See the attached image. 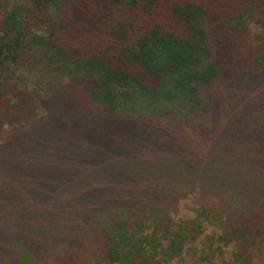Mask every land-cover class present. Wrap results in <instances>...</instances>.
Returning <instances> with one entry per match:
<instances>
[{
  "label": "trees",
  "instance_id": "trees-1",
  "mask_svg": "<svg viewBox=\"0 0 264 264\" xmlns=\"http://www.w3.org/2000/svg\"><path fill=\"white\" fill-rule=\"evenodd\" d=\"M75 1L0 0V219L10 220L13 207L16 215L0 235V264H162L196 239L206 219L199 210L196 218L175 223L159 209L173 188L168 186L177 185L172 177L148 182L162 184V192L152 196L148 190L137 195L139 184L129 179L130 202L104 175L84 189L69 164L49 169L38 150L57 159L64 146H84L97 159V172L104 173L123 155L127 129L162 127L164 118L169 127L197 133L195 141L205 144L201 168L213 130L244 119L232 107L235 90L256 91L255 103L245 105L246 119L252 111L264 113V31L255 39L249 34L252 23L264 28V0H80L78 6ZM24 72L50 81L36 93L18 86ZM223 112L230 117L223 120ZM261 124L251 140L264 137ZM35 137L44 142L37 144ZM249 145L236 162L214 149L215 159L224 163L202 166L226 176L232 174L229 163L236 168L242 161L246 172L239 188H224L257 202L264 196V161L246 157ZM173 149L164 144L157 150L164 168ZM20 152L26 153L25 166ZM187 182L194 183H178ZM72 188L80 196L91 191L104 206L73 210L66 196ZM27 213L33 222L25 227ZM259 217L225 223L221 237L241 253L264 247Z\"/></svg>",
  "mask_w": 264,
  "mask_h": 264
},
{
  "label": "rangeland",
  "instance_id": "rangeland-1",
  "mask_svg": "<svg viewBox=\"0 0 264 264\" xmlns=\"http://www.w3.org/2000/svg\"><path fill=\"white\" fill-rule=\"evenodd\" d=\"M28 1L10 0V3L19 4ZM74 3L78 6L80 0H76ZM96 4L98 5V2ZM101 23L95 22V27ZM249 28V34L253 39L257 38L264 31L263 25L260 22L250 24ZM49 81L50 79L43 80L41 77H37V74L33 75L24 72L23 78L18 79L17 83L20 87L33 89L36 93H41L42 89L40 90V88H44L45 84L49 83ZM251 90L249 86H242L233 93L231 91L232 98L235 100L232 107L235 108L238 116L243 114L244 119L238 124L229 121L228 126L223 128L221 126L220 129L213 130L212 148L203 157L208 161L204 160L205 162L201 163V168L197 163L198 157L201 154L203 155L205 144L195 141L197 133L190 130V128H186L183 132H180L173 126L169 127L167 123L163 122L164 118L160 120L162 127L133 125L130 131L127 129L126 133L122 134L119 154L123 155L111 163L109 162V166L105 167V172L113 174V176H109L108 178L105 172H97V159L95 156L84 152V146L82 147L81 145L64 146L66 149L56 154L57 159L44 157L42 152L38 150L39 155L43 158V160L41 158L39 161L44 165H48L49 169L53 166L54 171L69 164L68 168L72 169V172H70L71 176L84 180V189L93 188L97 182V177L101 175L103 177L104 175L105 180L115 183L116 190L123 188V196L126 197V200L129 199L130 202L134 199L133 191L128 188L130 180H134L139 184L137 195L146 193V190H148L152 196L157 191L162 192V184L153 183L147 186L148 182H164L169 176L172 177L171 181H176L177 185L168 186L173 188L165 193L164 200L158 204L159 209L167 212L175 223L196 218L199 210L206 215V219H202L201 229H197L194 232L197 236L196 239L191 241V243H186L184 250L179 255L169 258L162 264H264V247L249 248L247 252L241 253L239 252V246L231 242L226 243L223 237H221V229L227 222L248 221L253 223L257 216H260L259 220L264 218V196L257 202L253 200L249 202L245 201L247 199L245 195L224 188H239L238 183L246 172L240 168L242 161L239 162L236 168L234 164L229 163L232 174H226V176L224 173H215L210 170L208 173L202 166L204 163L206 167L208 162L224 163L222 159H215L214 149L224 152L227 159H232L235 162L238 161L239 151L248 142L251 149L249 152H245L246 157L258 158L257 160L264 161V137L260 140H256L255 138V140H251L256 131L263 129L261 123H264V113H261L260 116L256 113L253 116L252 111L251 114H248L247 119L245 116L247 112L245 108L246 103H255L254 96L256 91ZM261 107L264 109L263 105ZM36 114L39 117L41 110L37 109ZM225 114L226 116L222 117L223 120H226L231 115L227 112ZM241 124H247V128L242 127L240 129L237 125L241 127ZM6 128L8 127L4 126V129ZM200 131L202 132V130ZM216 133H218L217 136ZM3 135L5 134H1V136ZM244 137L248 140L242 142V138ZM29 139L32 142L29 146L33 145L34 140L37 144L44 142L41 137H35L34 140L32 138ZM164 144L170 145L171 148L174 147L172 151L173 156L166 159L168 161H166L165 168L163 167L165 164L160 161L161 159L157 152ZM25 154L19 153V161L22 166L26 165ZM51 155L52 152H49V156ZM252 166L258 167L255 163ZM246 169L249 170L248 166ZM256 172L257 169L255 168L251 173H253V176H256ZM54 180L57 181L56 178ZM182 181L194 183H178ZM201 184L205 185L206 189ZM131 187H135V185ZM76 192V189L72 188L70 193H66V196H71L70 204L73 210L76 211L92 206H94L93 209L99 210L104 206V203L98 202L103 199L97 197L96 194H92L91 191H85L81 196ZM108 198H111V196ZM33 203L35 204V201ZM106 203L110 204L109 201ZM13 209L10 210V220L0 219V235H5L3 232H7L9 230L8 226L13 221H16V215L12 212ZM12 215L14 216L12 217ZM22 222L23 226L28 227L32 224L33 220L27 213Z\"/></svg>",
  "mask_w": 264,
  "mask_h": 264
}]
</instances>
